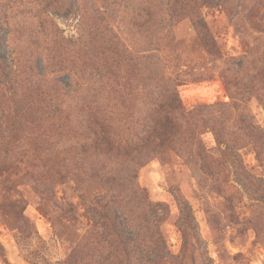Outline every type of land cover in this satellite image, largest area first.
Returning a JSON list of instances; mask_svg holds the SVG:
<instances>
[{
    "label": "rangeland",
    "instance_id": "374dc122",
    "mask_svg": "<svg viewBox=\"0 0 264 264\" xmlns=\"http://www.w3.org/2000/svg\"><path fill=\"white\" fill-rule=\"evenodd\" d=\"M197 25L220 47L221 59L199 51ZM145 47L166 64L185 107L242 101L250 123L260 129L258 144L264 143V0H0V54L18 80L42 88L59 89V81L108 87L111 75L129 69L125 56ZM9 86L0 85V107L17 101L9 97ZM55 92H49L51 99L59 101ZM50 140L52 146L44 145L51 149L50 163L65 171L67 159L68 170L95 168L104 179L98 185L56 180L49 197L25 190L22 203L28 206L20 217L6 201L20 195L0 176V264H126L127 245L111 227L118 231L129 221L120 204L122 174L112 191L106 172L115 165L104 149L83 153L75 140L61 141L59 134ZM203 140L215 145L210 134ZM235 153L239 163L224 164L227 176L218 180L195 159L186 164L173 153L137 168L136 184L164 214L159 245L133 247L132 264H264V202L238 176L242 167L264 185V156L252 145ZM102 194L117 202L116 214L105 210L104 231L88 212L92 195Z\"/></svg>",
    "mask_w": 264,
    "mask_h": 264
},
{
    "label": "trees",
    "instance_id": "16d2710c",
    "mask_svg": "<svg viewBox=\"0 0 264 264\" xmlns=\"http://www.w3.org/2000/svg\"><path fill=\"white\" fill-rule=\"evenodd\" d=\"M196 28L195 44L199 51L221 59L222 50L206 28L201 25ZM146 45L151 46V43ZM155 54L147 47L134 56L127 54L125 59L129 69L120 76L111 75L114 83L108 87L81 88L59 81V89L42 88L27 80H18L6 57L0 54V85H10L9 97H17L10 107H0L1 181L8 183L11 192L20 195L18 199L7 198L10 210L23 216L28 206L22 203L25 190L49 197V184L52 183L53 187L57 181L62 184L69 180L93 182L97 185L103 181L101 171L95 168L80 166L70 171L67 166L70 160L64 159L62 163H69H64L67 169L63 171L65 167L50 163L51 149L47 152L44 145L49 142L52 146L53 134H59L61 141L75 140L83 153L90 150L98 153L104 149L115 165L106 172L112 191L118 173L122 174L120 204L129 218L127 224L122 221L120 230L114 231L113 224L111 227L120 243L127 245L126 264H132L130 254L133 247L159 245L161 236L157 226L159 215L164 214L163 207L149 201L145 191L136 184L137 168L154 156L161 158L173 153L186 164L195 159L212 179L217 174L218 180L227 176L223 174L224 164L239 163L236 149L252 145L257 155L264 156V143L261 145L257 141L260 129L250 123L252 118L242 101L232 98L231 103H196L185 107L173 76ZM116 55L120 57L119 52ZM197 59L201 60L202 56L199 54ZM38 76L42 78L41 74ZM261 80L264 90V77ZM54 90L55 93L59 91V101L51 99L49 92ZM205 134L212 136L213 147L206 145ZM21 143L27 149H21ZM116 159L123 162L117 164ZM85 160L81 159V162ZM238 176L256 187L264 202L263 182L242 167ZM116 206L114 198L105 201L103 194L92 195L88 212L92 214L94 224H100L104 231L105 210L111 207V215L116 214ZM2 207L0 204V209Z\"/></svg>",
    "mask_w": 264,
    "mask_h": 264
}]
</instances>
